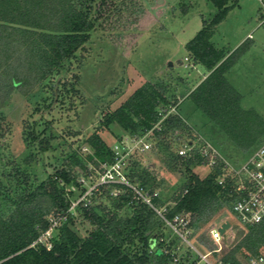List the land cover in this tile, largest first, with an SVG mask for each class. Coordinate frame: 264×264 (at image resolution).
Segmentation results:
<instances>
[{
	"label": "trees",
	"instance_id": "1",
	"mask_svg": "<svg viewBox=\"0 0 264 264\" xmlns=\"http://www.w3.org/2000/svg\"><path fill=\"white\" fill-rule=\"evenodd\" d=\"M116 1L0 0V100L3 102L18 89L28 98L39 97L38 104L49 109L54 103H63L66 95L60 88L66 87L68 93L75 89L74 83L67 87L61 82V73L69 69L98 24L114 13L113 10H120ZM209 1L217 11L211 19L203 20L202 28L187 42L186 50L196 65L206 67L210 73L190 91L188 98L219 132L249 156L264 142V123L254 109L241 106V95L226 77L246 49L241 45L233 52H226L211 42L217 26L238 0ZM169 92L168 85L161 79L150 81L135 90L117 109L108 112L102 124L109 129L112 123H118L131 136H144L151 130L157 135L163 148L162 161L168 170L184 176L172 196V203L166 205L165 216L171 219L180 212L190 213L192 226L198 230L212 219H224L237 192L230 178L224 185L219 183L224 172L220 162L212 165L205 176L196 172V168L209 162L201 143L192 142L190 138L187 144L191 145V150L185 155L178 153L180 144L175 138L186 130L187 118L180 112L169 113V108L178 104L176 94ZM4 119V114H0V137L4 135ZM38 126V123L32 126L26 140H39L45 144L42 149L47 150L49 139L41 138ZM85 144L92 153L84 156L73 151L62 169L38 184L28 171L29 159L18 162L8 157L6 160L0 152V264H185L173 263L178 239L172 234L167 236L162 230L164 220L126 185L103 184L93 193L101 194L103 188L111 187L105 191V197L113 209L94 205L91 200L86 206L76 207L82 209L93 224L88 235H80L69 225L73 219L70 210L73 192L70 195L66 191L65 181L82 186L76 175H92L89 161L102 164L116 159L113 147L99 132H93ZM127 176L152 196L155 205L165 206L156 192L160 186L157 178L148 167H140L135 161ZM117 190L120 193L116 195ZM124 206L132 208L133 213L120 216L118 209ZM56 210L63 211L67 219L59 225V233L51 238L49 247L38 239L51 226L49 213L54 211L57 215ZM154 234L170 240L158 242L152 248L150 238ZM196 238L203 242L204 234L196 233ZM263 251L264 219L236 229L235 239L224 252V259L238 264Z\"/></svg>",
	"mask_w": 264,
	"mask_h": 264
},
{
	"label": "rangeland",
	"instance_id": "2",
	"mask_svg": "<svg viewBox=\"0 0 264 264\" xmlns=\"http://www.w3.org/2000/svg\"><path fill=\"white\" fill-rule=\"evenodd\" d=\"M116 2L120 10H113V14L98 24L90 40L77 52L69 69L61 73V82L66 83L67 87L74 83L75 89L68 93L66 87L60 88L66 95L63 103H54L49 109L44 104H38L39 97L28 98L18 89L13 90L3 102L0 100V114L5 116L0 152L6 160L8 157L16 158L18 162L29 159L28 171L38 184L62 169L73 151L84 156L92 153L85 141L93 132H99L108 145L115 147L120 144L125 173L129 172L135 161L140 167L151 170L160 185L156 192L166 206L172 203V196L177 193L184 176L168 170L162 161L163 148L158 143L157 135L149 131L146 136L150 148L141 150L140 147L136 148L134 137L118 123L114 122L106 129L102 121L108 112L117 109L135 90L150 81L161 79L168 85L169 93L174 92L178 97V104L170 107L169 113L180 112L187 118L186 130L175 138L180 144L178 153L191 138L192 142L201 143L204 149L209 150L208 145L213 146L231 163L240 165L248 153L219 132L207 115L188 98L190 91L210 72L206 67L194 63L186 44L200 31L203 20L211 19L217 9L209 0ZM211 42L226 52H233L241 45L246 49L226 77L241 95V106L254 109L264 123V0H238L217 26ZM35 123L42 131L41 138L49 139L47 150L42 149L45 144L39 140H26ZM217 154L215 151L210 153L208 165L196 168V172L201 176L207 175ZM101 165L89 161L92 175H76L82 186L65 181L66 191L70 195L73 192L72 205L96 183L94 178L102 172ZM110 188H103V195L92 194L91 203L113 209L105 197V191ZM72 211L73 219L69 225L80 235H88L93 228L91 220L82 209L74 208ZM62 213L59 210L58 215ZM118 213L120 216L131 215L133 210L124 206L118 209ZM48 216L52 219L57 215L51 211ZM215 222L218 221L212 219L202 224L196 230L198 235L206 233ZM161 226L167 236L172 234L164 222ZM58 233L59 226L52 230L51 237H43L42 243L51 246V238Z\"/></svg>",
	"mask_w": 264,
	"mask_h": 264
},
{
	"label": "built area",
	"instance_id": "3",
	"mask_svg": "<svg viewBox=\"0 0 264 264\" xmlns=\"http://www.w3.org/2000/svg\"><path fill=\"white\" fill-rule=\"evenodd\" d=\"M147 135V134H146ZM133 136L136 148L146 150L150 148L147 136ZM180 148L179 154L185 155L191 150V145H184ZM204 149L203 154L208 157L213 151L218 157L213 159V165L222 163L224 172L220 177L219 183L224 185L227 178L233 182L234 190L237 196L228 209L227 216L221 221L212 224L206 233L204 241L198 242L196 238V228L192 226L193 218L190 213L180 212L175 214L171 219L166 218V206H157L152 202V196L148 194L138 184L129 180L127 173L124 172V156L119 152L120 144L113 147L116 152V159L113 163L103 162L102 172L99 174L97 182L81 194L79 199L73 203L71 210L79 204L84 206L90 203V196L98 189L100 185L109 183H119L126 185L146 203L155 209L158 215L164 220L165 226L168 227L172 235L178 239V243L173 252V263L185 262V264H232L224 259V252L233 243L235 239V230L245 228L249 224H256L264 219V142L259 145L240 165L231 163L224 158L215 148ZM213 150V151H212ZM212 151V152H210ZM128 153V150L126 151ZM116 191L115 194H119ZM67 219L66 214H57L51 219V226L38 239L42 242L43 237H51L52 230L58 227L63 220ZM225 221H229L231 226L222 233L220 227ZM171 238V237H170ZM165 236H156L158 242H169ZM186 246V247H185ZM51 247V246H49ZM238 264H264V251L249 256Z\"/></svg>",
	"mask_w": 264,
	"mask_h": 264
},
{
	"label": "water",
	"instance_id": "4",
	"mask_svg": "<svg viewBox=\"0 0 264 264\" xmlns=\"http://www.w3.org/2000/svg\"><path fill=\"white\" fill-rule=\"evenodd\" d=\"M231 226V223L229 221H225L222 226L220 227V231L222 233H224L229 227ZM156 234L152 235V237L150 238L151 243V247L154 248L156 245Z\"/></svg>",
	"mask_w": 264,
	"mask_h": 264
},
{
	"label": "crops",
	"instance_id": "5",
	"mask_svg": "<svg viewBox=\"0 0 264 264\" xmlns=\"http://www.w3.org/2000/svg\"><path fill=\"white\" fill-rule=\"evenodd\" d=\"M209 72H210V71H209ZM209 72H208V73H209ZM208 73H207V74H208Z\"/></svg>",
	"mask_w": 264,
	"mask_h": 264
}]
</instances>
